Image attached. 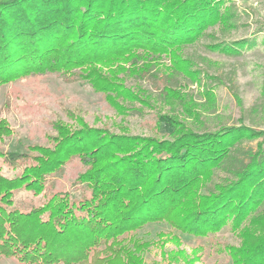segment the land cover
Here are the masks:
<instances>
[{"label":"trees","instance_id":"trees-1","mask_svg":"<svg viewBox=\"0 0 264 264\" xmlns=\"http://www.w3.org/2000/svg\"><path fill=\"white\" fill-rule=\"evenodd\" d=\"M234 3L0 0V87L58 74L90 84L117 113L157 110L159 124L170 129L169 139H157L80 121L78 130L57 127L53 146L20 152L4 150L12 133L0 120V257L19 264H145L151 244L138 233L165 223L196 237L231 225L241 243L222 252L233 264H264V130H205L193 95L171 85L178 75L201 87L204 73L184 49L206 37L214 40L211 52L227 56L256 46L254 38L228 43L208 34L237 28ZM128 78L151 81L158 96L127 86ZM213 90L202 93L211 114ZM72 159L87 167L76 182L85 189L78 197L59 192L40 207L19 205L22 192L43 195ZM5 165L24 171L8 178ZM217 171L224 176L215 182ZM170 256L172 264L184 254Z\"/></svg>","mask_w":264,"mask_h":264},{"label":"rangeland","instance_id":"rangeland-1","mask_svg":"<svg viewBox=\"0 0 264 264\" xmlns=\"http://www.w3.org/2000/svg\"><path fill=\"white\" fill-rule=\"evenodd\" d=\"M239 17L237 28L222 30L209 29L208 34L218 42H236L255 39L256 46L241 56H227L211 52L207 46L214 40L206 37L184 49V56L195 63V69L204 73L201 87L183 76H176L171 85L185 88L202 114L204 129L214 131L220 126L249 127L264 130V0H235ZM168 63L166 60L164 64ZM127 86L143 89L158 96L159 90L151 81L128 78ZM204 88H214L216 110L209 112L211 102L202 95ZM209 104H207V103ZM157 106V105H156ZM136 108H140L136 105ZM157 110L149 108L120 114L109 104L106 96L95 91L90 84L68 79L58 74L28 76L0 87V120L10 127L11 136L4 137L5 151L25 152L27 148L53 146L59 126L69 131L78 130L81 124L107 129L112 133L130 136L169 139L170 129L160 125ZM82 121V123H80ZM121 130H123L121 132ZM243 147L255 148L256 142H245ZM24 167L4 166V175L16 178ZM78 159H72L64 172L51 177L46 191L41 196L22 192L19 205L23 208L40 207L53 194L69 192L78 197L85 189L77 185L78 177L86 172ZM223 173L216 172L215 182ZM138 236L151 244L144 254L145 264H170V255L184 254L179 263L172 264H233L232 259L222 250L226 246L239 247L241 239L225 226L216 234L196 237L182 234L169 225L151 224L145 226ZM0 264H19L0 257Z\"/></svg>","mask_w":264,"mask_h":264}]
</instances>
